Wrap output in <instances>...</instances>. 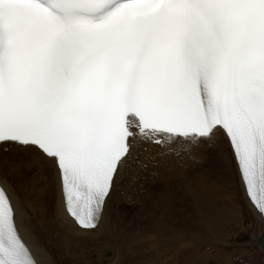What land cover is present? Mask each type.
<instances>
[{"label":"snow or ice","instance_id":"obj_1","mask_svg":"<svg viewBox=\"0 0 264 264\" xmlns=\"http://www.w3.org/2000/svg\"><path fill=\"white\" fill-rule=\"evenodd\" d=\"M221 138L264 219V0H0V153L51 173L79 229L138 141ZM23 217L0 176V264H38Z\"/></svg>","mask_w":264,"mask_h":264},{"label":"bare ground","instance_id":"obj_2","mask_svg":"<svg viewBox=\"0 0 264 264\" xmlns=\"http://www.w3.org/2000/svg\"><path fill=\"white\" fill-rule=\"evenodd\" d=\"M179 147H137L99 228L89 232L62 213L51 173L41 176L18 156L0 153V176L24 203L18 229L38 264H105L107 254L106 264H227L234 249L227 254L221 240L227 244L247 233L257 244L264 220L245 194L225 139L187 152Z\"/></svg>","mask_w":264,"mask_h":264},{"label":"rangeland","instance_id":"obj_3","mask_svg":"<svg viewBox=\"0 0 264 264\" xmlns=\"http://www.w3.org/2000/svg\"><path fill=\"white\" fill-rule=\"evenodd\" d=\"M234 228V227H233ZM232 228V229H233ZM247 235V236H246ZM250 238H249V234H247V233H245V234H243V235H241V236H237V237H234V238H232L231 240H230V242H228V243H230V246L228 245V243L226 244V241L225 240H219L220 242H222L221 243V247H222V249H223V251H227V254L229 253V255L230 256H228L229 257V259H228V263L229 264H232V262H233V259L236 261H234V264H238L239 262H241V263H239V264H264V256L262 255V253H261V250L258 248V245L256 244V243H254V244H250L249 243V240ZM225 242V243H224ZM246 243H248V244H246ZM237 246H236V245ZM219 246V245H218ZM235 247V248H232V247ZM239 246V247H238ZM241 246V247H240ZM248 246V247H247ZM238 247V248H237ZM219 249L218 250H222L221 248H220V246L218 247ZM230 248H231V250H236V248H237V250H240V251H232L231 252V250H230ZM248 250H247V249ZM226 249V250H225ZM256 250V251H255ZM253 251V252H252ZM255 251V252H254ZM89 253L88 254H91V256L94 258V257H97V253L94 251V249H91V250H89L88 251ZM91 252V253H90ZM231 252V253H230ZM236 252V253H235ZM241 252V253H240ZM233 254H234V256H233ZM242 254V255H241ZM109 254H107L106 256H105V258H104V262L103 263H107V259L110 257V255L108 256ZM240 255V256H239ZM236 256V257H235ZM237 256L239 257V258H237ZM231 257L233 258V259H231ZM237 259H235V258ZM249 258V259H248ZM258 259H260V260H258ZM127 261H128V259H127ZM126 261V262H127ZM232 261V262H231ZM257 262V263H256ZM129 263V262H128ZM127 263V264H128ZM224 263V262H223ZM227 263V264H228ZM93 264H98V262H94ZM220 264V263H219Z\"/></svg>","mask_w":264,"mask_h":264},{"label":"water","instance_id":"obj_4","mask_svg":"<svg viewBox=\"0 0 264 264\" xmlns=\"http://www.w3.org/2000/svg\"><path fill=\"white\" fill-rule=\"evenodd\" d=\"M256 242L259 245L260 250L264 255V230L259 233V235L256 238Z\"/></svg>","mask_w":264,"mask_h":264}]
</instances>
